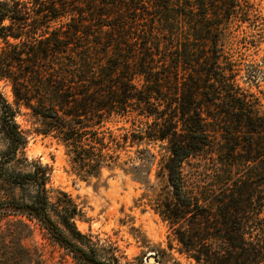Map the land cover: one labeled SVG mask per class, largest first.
I'll return each mask as SVG.
<instances>
[{
    "label": "trees",
    "instance_id": "obj_1",
    "mask_svg": "<svg viewBox=\"0 0 264 264\" xmlns=\"http://www.w3.org/2000/svg\"><path fill=\"white\" fill-rule=\"evenodd\" d=\"M116 1L124 5H111L119 12L101 32L102 54L81 50L84 21L107 16L97 4ZM243 2L0 0V78L10 81L15 104L0 92V218L35 219L81 264H127L98 255L75 225L78 209L69 195L48 187L50 167L23 155L28 132L15 120L22 104L41 118L36 133L63 145L80 178H97L106 166L147 183L155 165L153 209L176 229L179 252L207 264H264V93L239 85L224 54L228 24L245 21ZM74 11L87 16L79 20ZM67 16L78 25L49 30ZM140 20L143 28L130 26ZM128 27L137 29V48L128 44L135 32ZM112 115L131 124L114 131L105 126ZM157 142L158 154L148 148ZM133 146L135 155L118 162ZM191 157L215 162L217 192L185 186L183 164ZM23 249L20 264L44 263L37 249ZM166 254L155 255L158 264Z\"/></svg>",
    "mask_w": 264,
    "mask_h": 264
},
{
    "label": "rangeland",
    "instance_id": "obj_2",
    "mask_svg": "<svg viewBox=\"0 0 264 264\" xmlns=\"http://www.w3.org/2000/svg\"><path fill=\"white\" fill-rule=\"evenodd\" d=\"M243 3L246 8L243 15L245 21H232L228 24L231 43H227L229 53L224 54L234 64L236 82L260 94L258 90L264 93V0H244ZM97 5L96 12L108 15L98 16L99 19H94L90 23L84 21L87 34L78 40L81 50L93 52L91 55H95L96 51L102 54L104 45H101V42L104 40V33L101 32L110 30L107 24L112 22L115 12H119L116 8L113 9L114 12L111 11V5L122 8L124 4L116 1ZM76 6L86 10L83 4L76 3ZM73 13L79 20L87 16L84 13L78 16L76 11ZM79 20H72L70 16L63 17L60 21H51L49 30L61 26L65 28V22L68 21H71L73 26L78 25ZM123 21L126 22V19ZM98 22L106 25L100 28ZM145 23L146 21L140 20L130 26H137V29H140ZM128 29L131 32L135 31L131 34L128 44L137 48L139 46V40L135 38L137 29L133 27ZM120 47L127 49L128 45L121 44ZM75 48L77 47L71 46L69 50H79ZM250 78H253L251 80L255 83ZM0 92L15 106L11 83L6 78H0ZM134 113L132 111L131 116ZM15 120L22 130L28 132L23 155L27 160H39L50 167L48 187L52 190H63L69 195L78 209L75 225L91 240L99 256L110 260L114 256L120 263L127 264H158L155 255L160 257L161 252L165 251L167 254L166 259L162 261L163 264H207L202 259L197 262L177 250L179 244L175 239L176 229L153 209L155 203L152 190H159L155 165L150 168L147 183L134 180L130 173L123 172L119 167L106 166L101 168L97 178L83 179L71 171L65 149L55 137L36 133L35 128L41 124L39 116L33 115L21 104ZM130 124L128 119L114 115L105 122V126L114 131L118 126L128 127ZM4 145L5 141L0 134V149H3ZM135 148L136 146H133L125 152H120L118 162L125 159L127 154L135 155ZM148 148L156 154L162 151L159 142L149 144ZM215 168L216 164L211 159L191 157L183 164L185 186L196 188L203 194L217 192L213 186L215 174L212 170ZM14 192L16 199L19 200L18 190L15 189ZM188 219L184 222L185 227ZM0 234L3 235L0 243V264L2 261L4 264H20L23 246L29 247L31 253L37 249L44 259L42 264H81L75 261L67 250L54 242L45 230L39 227L35 219L27 220L24 216L12 214L1 217ZM151 256L154 261L149 260Z\"/></svg>",
    "mask_w": 264,
    "mask_h": 264
},
{
    "label": "water",
    "instance_id": "obj_3",
    "mask_svg": "<svg viewBox=\"0 0 264 264\" xmlns=\"http://www.w3.org/2000/svg\"><path fill=\"white\" fill-rule=\"evenodd\" d=\"M149 260L154 261V258L151 256V257L149 258Z\"/></svg>",
    "mask_w": 264,
    "mask_h": 264
}]
</instances>
